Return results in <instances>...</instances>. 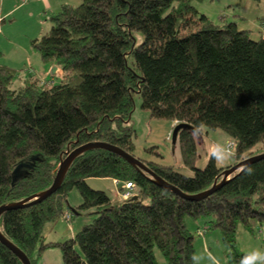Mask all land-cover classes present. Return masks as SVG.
<instances>
[{
	"label": "trees",
	"instance_id": "trees-1",
	"mask_svg": "<svg viewBox=\"0 0 264 264\" xmlns=\"http://www.w3.org/2000/svg\"><path fill=\"white\" fill-rule=\"evenodd\" d=\"M192 1L62 4L48 15L50 29L31 40L42 61L60 66L57 81L29 75L12 87L14 68L0 64V205L48 188L61 158L78 145L104 141L133 155L134 94L151 117L177 121L182 164L191 173L143 162L185 193L209 188L230 167L218 166L213 155L196 165L195 129L225 131L237 160L257 145L264 149V37L252 39L235 22L215 25ZM93 176L128 181L136 192L110 197L86 183ZM73 188L81 196L78 207L96 216L68 239L45 242V223L71 219L64 206ZM186 216L218 228L230 263L240 264L246 253L237 249L238 224L250 230L252 219H264V158L191 201L118 154L92 148L74 158L46 199L3 211L0 231L30 264L51 246L60 248L59 264H155L154 247L168 264H197ZM0 264L23 263L0 242Z\"/></svg>",
	"mask_w": 264,
	"mask_h": 264
},
{
	"label": "rangeland",
	"instance_id": "rangeland-1",
	"mask_svg": "<svg viewBox=\"0 0 264 264\" xmlns=\"http://www.w3.org/2000/svg\"><path fill=\"white\" fill-rule=\"evenodd\" d=\"M69 1L73 5L79 3V0ZM192 3L198 13L205 14L215 25L223 26L235 22L238 28L247 29L252 39L264 37V0H193ZM36 4L34 0H0V64L14 68L12 87L22 85L23 79L29 75L39 78L42 83H50L57 81L62 74L58 64L42 61L38 51L31 45V40L46 33L52 24L48 15L37 12ZM9 7L15 8L12 13L3 16ZM139 37L138 35L137 40ZM45 71L53 81L46 79ZM133 101L134 106L128 122L135 133L133 155L142 161L171 164L178 171L190 174L191 170L182 164L177 138L175 142L172 141V132L177 121L151 117L148 110L141 107L138 94L133 95ZM193 134L198 167H203L210 155H213L217 165L226 167L239 161L233 156L234 143L225 131L200 127ZM258 146L261 145L252 149V155L263 152L264 149ZM152 148L160 155L151 152ZM86 183L94 189L105 191L110 197L123 199L118 194L120 186L110 177H88ZM121 184L124 186V181ZM131 188L136 191L134 185ZM80 202L81 196L73 188L69 191L64 206L71 219L66 220L60 216L45 223V242L68 239L72 235V227L74 234L96 216L92 213L93 209H80ZM185 225L193 235V259L197 264H232L227 255L229 250L224 245L218 228H208L203 218L193 219L189 216L185 217ZM236 240L240 252H264V219H252L250 230L238 224ZM154 256L155 264H168L157 247H154ZM60 262L61 251L57 246L47 247L37 259L38 264ZM255 264H264V261H256Z\"/></svg>",
	"mask_w": 264,
	"mask_h": 264
},
{
	"label": "water",
	"instance_id": "water-1",
	"mask_svg": "<svg viewBox=\"0 0 264 264\" xmlns=\"http://www.w3.org/2000/svg\"><path fill=\"white\" fill-rule=\"evenodd\" d=\"M177 129H178V125L174 127L173 132H172L173 142H175L176 137H177ZM92 148H104V149L110 150L118 154L123 159H125L130 165L135 166L140 171L147 173L157 185L176 193L177 195H179L180 197L184 199L191 200V201H199L201 199L208 197L228 179V176L230 174H232L233 172L237 171L238 169L244 166L249 165L250 163L256 160L264 158V151L261 153L250 155L246 158H243L239 160L238 162H236L235 164H233L232 166L223 169L221 172L220 180L218 181L215 180L209 188L196 192V193L189 194V193H185L181 191L176 186L172 185L171 183L161 178L159 175L153 172L142 160L136 158L132 154L123 150L122 148L116 145L110 144L108 142H104V141L87 142V143L76 146L70 151H67L66 155L63 158H61L58 164L56 173L54 175V178L52 180V183L48 188L41 190L37 193H34L19 201H13V202L0 205V214L3 211L8 210V209L31 205V204L38 203L46 199L48 196H50L52 193H54L58 189V187L60 186L65 176V173L69 165L74 160V158L78 156L79 154H81L82 152L92 149ZM0 242L3 245H5L9 250H11L22 261L23 264H30V261L27 255L19 247H17L13 242L7 239L1 233V231H0Z\"/></svg>",
	"mask_w": 264,
	"mask_h": 264
},
{
	"label": "crops",
	"instance_id": "crops-1",
	"mask_svg": "<svg viewBox=\"0 0 264 264\" xmlns=\"http://www.w3.org/2000/svg\"><path fill=\"white\" fill-rule=\"evenodd\" d=\"M34 1L37 2V4H36L37 12L42 13L44 15H49L50 13L56 12L62 4H66V3L71 4L69 0H34ZM14 8L15 7L7 8V10L3 14V16H6V15L12 13ZM0 25H1V20H0ZM58 74L60 75V73H58ZM44 75L47 77L46 79L49 78V81H53L52 79L50 80V76H49L48 72L45 71ZM218 166L222 167V165H218ZM113 180L115 183H117L121 187L122 182H120V181L117 182L115 179H113ZM133 192H136V191H133ZM73 230H74V227L71 228L70 234H73V232H74Z\"/></svg>",
	"mask_w": 264,
	"mask_h": 264
},
{
	"label": "clouds",
	"instance_id": "clouds-1",
	"mask_svg": "<svg viewBox=\"0 0 264 264\" xmlns=\"http://www.w3.org/2000/svg\"><path fill=\"white\" fill-rule=\"evenodd\" d=\"M251 171V169H249ZM256 261H264V252L253 250L246 253L240 260V264H255Z\"/></svg>",
	"mask_w": 264,
	"mask_h": 264
},
{
	"label": "built area",
	"instance_id": "built-area-1",
	"mask_svg": "<svg viewBox=\"0 0 264 264\" xmlns=\"http://www.w3.org/2000/svg\"><path fill=\"white\" fill-rule=\"evenodd\" d=\"M22 1H25V0H22ZM124 186L121 185V189L119 190V195L121 198L125 199V198H128V197H131L133 195V191L131 187H133V183H130V182H124Z\"/></svg>",
	"mask_w": 264,
	"mask_h": 264
}]
</instances>
